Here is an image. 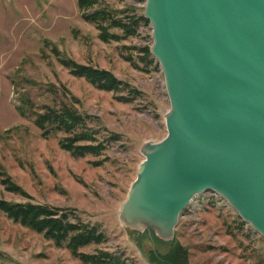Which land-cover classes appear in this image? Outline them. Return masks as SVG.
Listing matches in <instances>:
<instances>
[{
	"label": "rangeland",
	"instance_id": "374dc122",
	"mask_svg": "<svg viewBox=\"0 0 264 264\" xmlns=\"http://www.w3.org/2000/svg\"><path fill=\"white\" fill-rule=\"evenodd\" d=\"M129 7L143 13L144 0H97L93 8ZM151 42L150 24L133 36L103 41L77 0H0V179L10 176L29 196L9 192L0 182V198L46 203L96 225L106 241L81 251L122 252L130 264H182L183 256L187 264H264V236L248 223L240 225L224 197L220 204H201L194 214L181 211L170 240L121 222L118 208L144 158L142 144L167 133L163 72L158 63L139 62L133 48ZM59 56L108 69L138 94L125 101L119 98L124 91L97 89L72 75ZM60 101L89 117L88 126L105 145L99 155L74 157L60 148L62 133L46 136L34 124L32 111ZM0 264L84 263L0 211Z\"/></svg>",
	"mask_w": 264,
	"mask_h": 264
},
{
	"label": "water",
	"instance_id": "95a60500",
	"mask_svg": "<svg viewBox=\"0 0 264 264\" xmlns=\"http://www.w3.org/2000/svg\"><path fill=\"white\" fill-rule=\"evenodd\" d=\"M143 15L170 107L121 222L170 240L191 198L213 191L264 236V0H144Z\"/></svg>",
	"mask_w": 264,
	"mask_h": 264
},
{
	"label": "trees",
	"instance_id": "16d2710c",
	"mask_svg": "<svg viewBox=\"0 0 264 264\" xmlns=\"http://www.w3.org/2000/svg\"><path fill=\"white\" fill-rule=\"evenodd\" d=\"M96 3L97 0H77L83 18L95 23L103 41H118L123 36H133L137 34L139 27L149 25L143 13L136 12L133 7L111 11L105 8H93ZM111 28L120 29L121 34L112 32ZM133 48L138 49L139 62L142 64L148 66L154 62L158 63L150 52V44ZM126 58L133 62L131 57ZM58 60L72 75L83 77L97 89L124 91L125 95H119L121 100L128 101L138 94L134 87L118 79L108 69L79 63L69 57L59 56ZM31 115L42 134L47 136L56 132L62 133L58 144L74 157H83L87 154L97 156L105 148L103 142L97 138V131L88 126L89 117L68 102L60 101L58 104L43 105L41 111H32ZM110 138L118 140L117 135L112 134ZM0 182L7 191L29 198L23 188L10 176L2 177ZM0 211L13 222L42 233L43 237L51 240L56 247L67 248L74 258L84 264H130L126 262L127 257L122 252L103 248L90 253L81 251L84 246L105 242L107 237L96 225L76 219V216H71V213L59 207L30 200L11 201L0 198ZM238 219L240 225L245 223L240 217ZM184 258L183 256L180 262L187 264Z\"/></svg>",
	"mask_w": 264,
	"mask_h": 264
},
{
	"label": "built area",
	"instance_id": "2783aa9c",
	"mask_svg": "<svg viewBox=\"0 0 264 264\" xmlns=\"http://www.w3.org/2000/svg\"><path fill=\"white\" fill-rule=\"evenodd\" d=\"M222 198L223 196L213 191H204L201 193H197L191 198L189 204L182 210L183 211L182 215L189 214V213L194 214L197 208L199 209V206L201 204H213V205L220 204ZM185 209H188V210L185 211Z\"/></svg>",
	"mask_w": 264,
	"mask_h": 264
}]
</instances>
